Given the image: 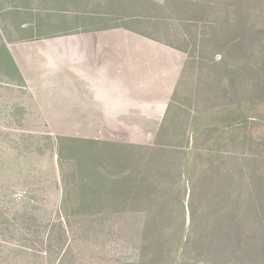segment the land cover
<instances>
[{
	"label": "rangeland",
	"instance_id": "374dc122",
	"mask_svg": "<svg viewBox=\"0 0 264 264\" xmlns=\"http://www.w3.org/2000/svg\"><path fill=\"white\" fill-rule=\"evenodd\" d=\"M190 1L194 5L187 29L177 22L153 27L150 21H120L125 24L120 27L149 38L152 53L150 90L140 91L139 105L132 107H74L66 90H39L34 81L29 86L2 82L16 77L14 62L9 63L0 42L1 199L10 216L30 205L36 207L37 219L53 220L65 188L61 216L70 222L67 243L59 253L56 244H47V230L33 245L39 251L4 241L10 233L0 235V264L141 263V240L150 237V231L143 230L150 221V205L157 207L167 198L172 181L168 164L155 162L159 156L154 150L167 142L160 125L174 93L190 98V106L217 107L227 98L212 88L220 72L214 61L225 60L243 90L255 76L245 66V56L256 70L264 65V0ZM34 2L37 10L50 14L42 21L47 28L53 26V34L68 32L73 25L91 30L118 23L113 15L85 13L87 0ZM60 139L64 181L57 156ZM184 142L181 151L187 147ZM54 234L56 238L58 229ZM46 247L52 248L46 253Z\"/></svg>",
	"mask_w": 264,
	"mask_h": 264
},
{
	"label": "trees",
	"instance_id": "16d2710c",
	"mask_svg": "<svg viewBox=\"0 0 264 264\" xmlns=\"http://www.w3.org/2000/svg\"><path fill=\"white\" fill-rule=\"evenodd\" d=\"M192 4L190 0H87L84 12L113 15L111 19L118 22L115 26L125 25L122 20L150 21L153 27L168 21L187 29ZM35 5L34 0H0V11L23 9L27 14L35 12L36 19L50 15ZM0 42L5 54L1 38ZM245 57V66L255 76L244 90L235 84V75L225 60L213 63L220 72L213 77L212 88L227 98L223 104L190 106V98L174 93L167 105L160 125L167 145L154 152L159 156L155 162L168 164L172 181L167 198L157 207L150 205V226L143 225L150 237L145 235L141 240L140 264H264V65L256 70ZM11 66L16 78L1 81L24 85L15 65ZM183 139L185 151H181ZM61 140L57 156L64 181ZM176 153H180L179 158L171 161ZM63 192L56 219L47 221L37 219L36 207L30 205L10 216L0 195V235L11 234L2 239L39 251L33 245L47 230V244H56L53 247H59V253L67 243L65 234L70 225L68 217L63 219L61 214L67 200V190Z\"/></svg>",
	"mask_w": 264,
	"mask_h": 264
},
{
	"label": "crops",
	"instance_id": "0c3cea01",
	"mask_svg": "<svg viewBox=\"0 0 264 264\" xmlns=\"http://www.w3.org/2000/svg\"><path fill=\"white\" fill-rule=\"evenodd\" d=\"M0 13L4 51L26 85L34 81L39 90H66L74 107H132L139 105L140 91L150 90L149 38L120 26L82 30L73 25L53 34L35 12Z\"/></svg>",
	"mask_w": 264,
	"mask_h": 264
}]
</instances>
